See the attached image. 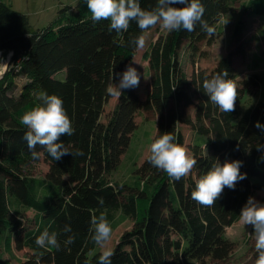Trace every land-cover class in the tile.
Instances as JSON below:
<instances>
[{
	"label": "trees",
	"instance_id": "obj_1",
	"mask_svg": "<svg viewBox=\"0 0 264 264\" xmlns=\"http://www.w3.org/2000/svg\"><path fill=\"white\" fill-rule=\"evenodd\" d=\"M139 3L152 10L157 0ZM201 3L204 27L197 23L191 32L167 31L151 41L145 50L151 71L145 96L123 89L106 121H101L111 97L107 87L137 51L129 41L147 31L142 33L134 21L127 31H110V21H92L86 0L78 1L64 23L33 28L24 13L0 0V52L10 54L12 65L0 77V238L5 236L17 250H27L26 263L99 264L102 252L96 251L91 239V218L101 213L110 225L118 213L133 221L111 249V264H204L231 250L226 227L239 221L248 198L264 189V152L257 150L264 144V134L255 126L257 121L264 125V73L254 68L241 75L235 69L238 46L219 57L210 70L199 68L185 75L181 46L195 64V56L203 54L200 42H212V34L220 32L218 16L233 8V0ZM248 6L261 7L256 0H249ZM242 29L239 22L235 39ZM61 70L63 79L55 77ZM224 71L238 87L235 110L230 113L221 112L202 86L205 79ZM42 92L60 97L72 121L74 134L62 135L57 142L83 153L54 161L37 145L40 157L49 164L48 177L29 175L21 168L34 161L23 139L28 129L22 116L41 105ZM184 108L194 115L185 114ZM140 112L157 117L150 144L170 132L176 143L188 149L196 160L188 176L179 181L169 178L148 162L150 150L134 169L133 181L113 176L137 129L135 115ZM183 124L194 135L187 144ZM234 160L242 162L240 172L246 173L234 190L225 187L212 207L191 198L196 181L216 161ZM258 201L264 203V197ZM65 225L72 231L65 233ZM45 229L58 234L59 249L36 245ZM73 235L74 243L66 244ZM0 264H4L1 259Z\"/></svg>",
	"mask_w": 264,
	"mask_h": 264
},
{
	"label": "clouds",
	"instance_id": "obj_2",
	"mask_svg": "<svg viewBox=\"0 0 264 264\" xmlns=\"http://www.w3.org/2000/svg\"><path fill=\"white\" fill-rule=\"evenodd\" d=\"M87 7L91 13L93 22L101 20L110 21V31L117 33L127 31L130 23L135 22L141 32L160 26L168 32L186 30L193 31L197 23L204 27L202 17L205 8L201 0H157V5L152 10L141 7L139 0H86ZM175 5H181L176 7ZM211 32V29H208ZM136 50L145 47L146 39L143 34L129 41ZM7 66V64L0 63ZM118 83H111L106 89L110 96L119 97L123 89L136 88L140 83V75L136 68L127 66L123 73L115 74ZM226 71L217 73L211 79L203 81V89L210 101L217 105L219 110L230 113L235 110V102L238 96V87L234 79H227ZM113 79V77H112ZM38 99L41 105L32 108L22 116V124L28 131L23 139L27 142L33 160H38L41 153L36 150L37 145L54 160L59 161L63 156L83 155L80 150L70 151L62 142L58 143L62 135L72 136L74 128L72 121L63 106V100L55 94L49 95L42 92ZM255 126L264 134V125L256 122ZM175 137L169 132L164 133L150 144V155L148 162L158 170L167 173L168 177L179 181L186 177L196 165V160L188 155L187 149L175 142ZM257 150L264 152V144L257 146ZM242 162L238 160L225 161L223 164L216 161L206 174L201 176L191 192V198L199 205L212 207L221 197L225 187L235 189L236 184L246 178V173H241ZM103 204V200H100ZM239 223L251 226L255 240L256 259L255 264H264V203L249 197L239 214ZM92 241L103 248L99 257V264H111L114 254L108 249L112 228L108 218L101 213L92 216ZM63 231H72L69 225H65ZM75 236H68L66 244H72ZM36 245L41 248H60L58 234L45 229L35 240Z\"/></svg>",
	"mask_w": 264,
	"mask_h": 264
},
{
	"label": "rangeland",
	"instance_id": "obj_3",
	"mask_svg": "<svg viewBox=\"0 0 264 264\" xmlns=\"http://www.w3.org/2000/svg\"><path fill=\"white\" fill-rule=\"evenodd\" d=\"M14 10L24 13L33 28L42 29L47 26H57L65 22L67 16L74 11L79 0H3ZM249 0H233L232 10L227 14L218 16L217 25L220 32L212 34V42L209 44L205 40L199 44L201 56H195V64L190 62L189 56L184 47L181 46L180 60L182 69L187 77L195 69L205 68L210 70L216 63L217 59L229 53V51L241 50L234 58V67L241 75L253 70L254 68L264 73V0H256L261 7H247ZM70 6V9H64ZM176 7L178 5H175ZM256 7V6H255ZM241 22L243 29L239 36L234 38L235 26ZM163 30L157 25L145 33L146 44L142 50H137L131 60L126 64L120 73H123L127 66L131 65L136 68L140 75V83L136 88H132L140 97H144L150 82L151 71L148 68L145 58V50L149 43L158 35L164 34ZM198 51V53L200 52ZM5 57V55H3ZM254 64L257 66L255 67ZM65 72L63 70L55 73V77L63 79ZM116 79L113 83H118ZM19 83V82H18ZM118 101V97L111 96L105 105L101 121H106L107 115ZM185 114L194 115L193 110L184 108ZM156 115L153 112H140L135 115L137 129L132 135L131 142L127 149L121 155L118 168L114 171L113 176L121 181L131 182L135 178L134 169L141 164L150 150V141L155 132ZM181 131L184 135L185 143L191 142L193 132L189 126L181 125ZM188 155H190L187 149ZM23 171L36 177H48L50 174L49 164L40 157L26 165H22ZM257 201L264 197V189L258 190L253 196ZM133 221L121 213H118L111 224L112 233L106 247L112 249L122 233L130 229ZM251 226H244L239 221L226 227L225 234L232 243V248L228 254L220 259H207L204 264H255V240L252 234ZM103 248L97 245L96 251L103 252ZM27 250H17L8 244L6 237L0 238V259L4 264H28L29 259Z\"/></svg>",
	"mask_w": 264,
	"mask_h": 264
},
{
	"label": "built area",
	"instance_id": "obj_4",
	"mask_svg": "<svg viewBox=\"0 0 264 264\" xmlns=\"http://www.w3.org/2000/svg\"><path fill=\"white\" fill-rule=\"evenodd\" d=\"M3 55H5V57H3ZM9 59H10V54H4V53L0 52V63L7 64L9 66V67H7V66L0 65V77L6 69H8L12 66Z\"/></svg>",
	"mask_w": 264,
	"mask_h": 264
}]
</instances>
